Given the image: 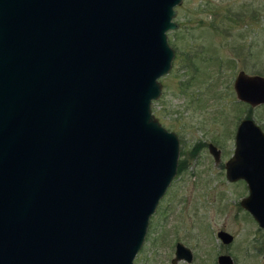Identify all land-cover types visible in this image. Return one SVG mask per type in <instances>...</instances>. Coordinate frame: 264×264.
Segmentation results:
<instances>
[{
  "label": "water",
  "instance_id": "water-1",
  "mask_svg": "<svg viewBox=\"0 0 264 264\" xmlns=\"http://www.w3.org/2000/svg\"><path fill=\"white\" fill-rule=\"evenodd\" d=\"M180 2L0 0V264H132L176 173L177 137L150 104ZM232 88L264 104L263 76L239 71ZM223 167L264 229V132L252 119L236 125Z\"/></svg>",
  "mask_w": 264,
  "mask_h": 264
},
{
  "label": "rangeland",
  "instance_id": "rangeland-1",
  "mask_svg": "<svg viewBox=\"0 0 264 264\" xmlns=\"http://www.w3.org/2000/svg\"><path fill=\"white\" fill-rule=\"evenodd\" d=\"M242 3L262 6L251 16L255 18L225 30L221 14L227 8L237 13ZM174 9L177 26L166 33L173 57L158 79L160 93L150 107L159 123L176 135L177 165L183 171L174 176L148 220L145 236L156 234L159 248L145 237L135 264H146L151 249L157 248L153 264H169L175 238L196 251L197 264H214L220 246L212 234L219 228L234 236L231 251L239 264H264V229L236 208L246 186L241 180L226 181L223 167L242 118L252 119L264 132V104L251 107L240 102L232 88L239 71L264 77V0H181ZM208 143L219 150L218 161L209 154ZM197 144L203 145L193 155Z\"/></svg>",
  "mask_w": 264,
  "mask_h": 264
},
{
  "label": "flooded vegetation",
  "instance_id": "flooded-vegetation-1",
  "mask_svg": "<svg viewBox=\"0 0 264 264\" xmlns=\"http://www.w3.org/2000/svg\"><path fill=\"white\" fill-rule=\"evenodd\" d=\"M208 144H211V143H208ZM207 144V145H208ZM200 145H203V144H200ZM207 145H206V148H207ZM213 145V144H212ZM214 146V145H213ZM217 149V148H216ZM178 160V158H177ZM219 160V158H218ZM217 160V161H218ZM182 172L178 171V173L176 172L177 176L180 175ZM225 178V176H224ZM226 179V178H225ZM226 181H228L226 179ZM239 181V180H237ZM242 181V180H241ZM228 182H235V181H228ZM245 184V183H244ZM165 195H163V197L161 198V200L159 201V203L165 198ZM246 195H247V189H246ZM245 195V196H246ZM240 201V200H239ZM239 201L236 203V208L243 212H245L247 214V216H249V218H251V216L248 214V212H246L240 205H239ZM156 208V207H155ZM158 209H159V205H158ZM158 209H157V212H158ZM155 210V209H154ZM154 212V211H153ZM163 216V214H162ZM252 219V218H251ZM253 221V220H252ZM159 224V223H158ZM148 226V224H147ZM258 227V226H257ZM259 228V227H258ZM261 229V228H260ZM218 233H225L227 235L230 236V238H221ZM146 234V233H145ZM152 234V231H150L149 234H147V236H144V239H143V243L141 245V249L138 253V255L141 253V250L143 249V247L145 246V237L146 238H152V245L154 248H156L155 246H157V241H159V238H157L156 234H154L152 237H150V235ZM212 236H214L215 238V241H217L218 243V246H220V249H216L215 251V255L213 257V262L214 264H239V262L237 261V258L235 256V254L233 253V251H231V245L233 244L234 242V236L232 234H230L229 232L223 230L222 228H219L218 230H216ZM255 238V237H253ZM176 244H180L182 246H184L185 248H187V251H177L175 252V246ZM158 247V246H157ZM152 248V247H151ZM159 248V247H158ZM158 248L157 249H151V252H149L146 260H145V263L148 264H153V262H155L156 258L158 257L159 255V251H158ZM153 250V251H152ZM137 255V257H138ZM196 251H194L190 246L186 245L182 240L181 238H175L174 239V244H173V250H172V255L171 257L169 258L168 260V263L169 264H197L196 263ZM219 257H226L227 260H218ZM136 260L137 258L135 257L133 264L136 263Z\"/></svg>",
  "mask_w": 264,
  "mask_h": 264
},
{
  "label": "trees",
  "instance_id": "trees-1",
  "mask_svg": "<svg viewBox=\"0 0 264 264\" xmlns=\"http://www.w3.org/2000/svg\"><path fill=\"white\" fill-rule=\"evenodd\" d=\"M247 5L248 6H246V5H244L242 3L241 4V8H239L237 10V13L236 12L233 13L232 9H229V8H227V9H225L223 11V13L220 16V19H224V21H225L223 23L225 30H228V26L230 27V25L232 26V25H234L235 23H237L239 21H243L244 22L249 17H250L249 19L255 18V17H251V16H253L256 13V11L259 10L261 8V6H262V4H260L258 7L255 8V7L252 6V3H247ZM248 10H250V12H251V14H249V15H247V13H249ZM209 25L213 26L214 22H210ZM211 57H214V56H211ZM212 60H214L215 62L218 61V60H215V59H212ZM184 64L187 65V64H192V63L190 61H186ZM193 68L196 69V66H194ZM200 146H201L200 144H197V145H195L193 147V151H192L193 155H195L197 153V151H198ZM178 171L182 172L183 169H181V167L177 165L176 172L178 173Z\"/></svg>",
  "mask_w": 264,
  "mask_h": 264
}]
</instances>
